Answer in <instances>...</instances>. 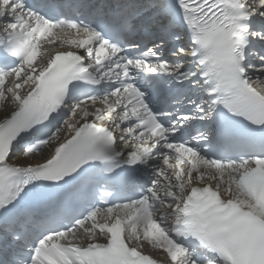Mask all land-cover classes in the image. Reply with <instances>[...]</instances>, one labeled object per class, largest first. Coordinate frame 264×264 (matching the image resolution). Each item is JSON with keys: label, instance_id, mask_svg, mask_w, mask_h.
Segmentation results:
<instances>
[{"label": "snow or ice", "instance_id": "6c2138e0", "mask_svg": "<svg viewBox=\"0 0 264 264\" xmlns=\"http://www.w3.org/2000/svg\"><path fill=\"white\" fill-rule=\"evenodd\" d=\"M0 264H264V0H0Z\"/></svg>", "mask_w": 264, "mask_h": 264}]
</instances>
